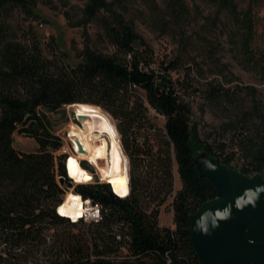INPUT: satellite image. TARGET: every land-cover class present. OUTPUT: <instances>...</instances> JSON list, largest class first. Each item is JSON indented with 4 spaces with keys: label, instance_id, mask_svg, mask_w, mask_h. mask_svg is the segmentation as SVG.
<instances>
[{
    "label": "trees",
    "instance_id": "obj_1",
    "mask_svg": "<svg viewBox=\"0 0 264 264\" xmlns=\"http://www.w3.org/2000/svg\"><path fill=\"white\" fill-rule=\"evenodd\" d=\"M208 1L231 10L232 23L238 26L233 35L241 51L264 69V51L257 58L251 48L255 7L264 0H251L245 10L235 0ZM28 3L29 0H0V16L8 5L25 8ZM104 4L103 0H94L90 10ZM108 33L128 58L119 60L87 48L81 62L68 69L62 67L56 74L38 60L17 59L11 64L12 74L7 76L34 80L37 92L27 101L0 96V174L12 175L16 181L0 199V264L17 259V252L31 245L42 253L40 264H203L191 240L190 216L217 193L212 181L196 169V156L206 152L248 176L264 172V134L241 140L240 166L233 165L236 153L199 143L191 125V107L182 97L179 85L152 69V64L136 53L138 35L132 27L117 21L108 25ZM174 64L164 70H177ZM127 87L144 89L151 106L166 118V132L174 146L182 181L174 200L175 229L160 227L158 214L141 206L138 183L133 177L131 188H114L123 197L107 183L76 186V195L101 205L102 217L97 222H73L57 211L63 196L69 193V183L59 180L66 176L64 156L60 153L63 141L51 128L47 113H58L76 103H90L104 107L117 119L126 118L118 95ZM223 93V87H212L207 97L213 100ZM82 94L88 97L80 102ZM15 132L33 138L38 150H16ZM122 144L131 164L141 158L144 150L136 137H125L124 133ZM70 174L78 180L76 160L70 164ZM57 226L84 229L76 234L60 230L48 240L47 232Z\"/></svg>",
    "mask_w": 264,
    "mask_h": 264
},
{
    "label": "rangeland",
    "instance_id": "obj_2",
    "mask_svg": "<svg viewBox=\"0 0 264 264\" xmlns=\"http://www.w3.org/2000/svg\"><path fill=\"white\" fill-rule=\"evenodd\" d=\"M103 1L104 6L94 10H90L94 0H29L25 8L8 5L0 16V96L27 101L37 92L34 80L7 76L12 74L11 64L17 59L38 60L54 74L62 67L68 69L81 62L87 48L125 60L128 57L118 50L108 33V25L120 21L138 35L136 53L179 85L182 97L191 107V125L197 141L222 147L225 153H236L233 165L240 166L241 140L264 134V69L241 51L233 35L238 26L232 23L231 10L208 0ZM235 1L245 10L251 0ZM254 21L251 48L258 58L264 51V2L255 7ZM172 62L177 70L166 72L165 67ZM212 87L224 88L221 97L208 99ZM80 97L83 102L88 96ZM118 98L124 104L126 118L117 119L100 105L76 103L58 113H47V119L55 134L69 142L64 136L69 125L83 133L75 105L100 108L107 113L128 158L129 181L133 177L138 183L141 206L158 214L160 227L175 229L174 200L182 181L165 119L151 109L142 88H124ZM124 133L125 137L143 141L140 145L144 152L133 164L122 144ZM103 138L105 149L110 148L109 134L104 133ZM13 146L20 152L38 150L33 138L17 132L13 134ZM88 158L100 175L93 159ZM79 170L80 177V165ZM15 182L12 175L0 174V199ZM71 188L67 192L75 194L76 187ZM83 229L57 226L47 232L48 240L60 230L76 234ZM17 253V259L4 264H40L43 258L36 245Z\"/></svg>",
    "mask_w": 264,
    "mask_h": 264
},
{
    "label": "water",
    "instance_id": "obj_3",
    "mask_svg": "<svg viewBox=\"0 0 264 264\" xmlns=\"http://www.w3.org/2000/svg\"><path fill=\"white\" fill-rule=\"evenodd\" d=\"M195 166L217 193L190 216L198 258L203 264H264V172L248 176L206 152Z\"/></svg>",
    "mask_w": 264,
    "mask_h": 264
},
{
    "label": "bare ground",
    "instance_id": "obj_4",
    "mask_svg": "<svg viewBox=\"0 0 264 264\" xmlns=\"http://www.w3.org/2000/svg\"><path fill=\"white\" fill-rule=\"evenodd\" d=\"M74 109L76 116L81 120L83 133L75 131L72 125H69L67 129L78 151V154L74 152L68 161L69 173L70 164L74 160H78L82 174L78 177L77 182H91L93 176L91 174L84 175V173L90 172L80 163V159L89 160V156L99 168L100 176L111 182L116 190L129 186L130 177L126 171L127 159L118 141L114 123L107 113L100 108L81 104L75 105ZM104 133H108L112 141L111 147L108 149H105L104 146ZM58 208L63 215L78 218L83 213L82 199L80 195L69 193Z\"/></svg>",
    "mask_w": 264,
    "mask_h": 264
},
{
    "label": "built area",
    "instance_id": "obj_5",
    "mask_svg": "<svg viewBox=\"0 0 264 264\" xmlns=\"http://www.w3.org/2000/svg\"><path fill=\"white\" fill-rule=\"evenodd\" d=\"M150 67L152 69H155V67L153 65H150ZM151 109L154 111V113H157L158 115L162 116L165 119V122H166V118H165L164 115L159 113L153 107H151ZM78 124H80V122ZM64 136H66V138H67V140H69V142H67V141L63 142L62 147L60 149V153L63 154V156H64V161L63 162H64V166H65V170H66V176H60L59 180L62 181V182H68L69 183V189H72L71 187H73V189H74V187H76L78 184H87V183H79V182H77V180L74 177L70 176L69 169H68V161L70 160L71 155L74 152H76L78 154V151H77V149L75 147V144H74L72 138L70 137V132L68 130H66L64 132ZM60 137L63 138L62 136H60ZM137 141H138L139 144L143 143V141H141V140L139 141L137 139ZM80 163L93 176L92 181L89 182V183H107L108 182L107 184H109L112 187L113 191L116 194H118L119 196H121L114 189V187H113L111 182H109L107 179H103L99 175L96 167L89 160L80 159ZM128 167H129V162L126 161V171H128ZM130 182H131V179L129 181V185H130V188H131V183ZM80 197H81L82 203H83V209H82L83 213L81 214L80 217L74 218L72 216H65L59 211V208H57L58 213L60 215L64 216V217L70 218L73 222H77V221H79L81 219L84 220L87 223L99 221L101 219V217H102L101 205L98 202L93 201L92 199H86V198H84L81 195H80ZM121 197H123V196H121Z\"/></svg>",
    "mask_w": 264,
    "mask_h": 264
}]
</instances>
